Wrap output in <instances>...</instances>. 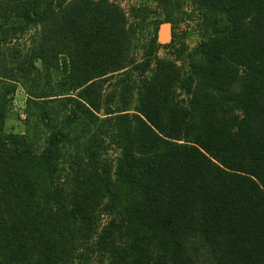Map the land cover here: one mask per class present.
Wrapping results in <instances>:
<instances>
[{
	"label": "trees",
	"instance_id": "trees-1",
	"mask_svg": "<svg viewBox=\"0 0 264 264\" xmlns=\"http://www.w3.org/2000/svg\"><path fill=\"white\" fill-rule=\"evenodd\" d=\"M193 3L207 35L188 75L156 60L121 91H136L135 113L123 101L112 115L107 75L150 67L129 59L121 12L109 0H0L1 17L38 28L27 64L49 75L66 55L70 89L82 88L60 100L59 127L40 114L43 146L0 135V264H264V0Z\"/></svg>",
	"mask_w": 264,
	"mask_h": 264
},
{
	"label": "rangeland",
	"instance_id": "rangeland-1",
	"mask_svg": "<svg viewBox=\"0 0 264 264\" xmlns=\"http://www.w3.org/2000/svg\"><path fill=\"white\" fill-rule=\"evenodd\" d=\"M109 3L123 16L130 44L129 59L132 58L138 63L147 61L150 67L145 73H134L128 70L121 75L117 73L107 75V81L103 82V94L105 97L108 95L112 97H106V103L102 106L115 115L124 101L129 106L126 113L133 114L137 98L136 91L132 92L129 99L127 94L120 97L122 89L125 86L137 88L143 78H149L156 60L175 64L181 72L188 75L190 56L197 51L198 44L203 37H206L207 32L201 25V13L193 0H109ZM163 25H167L168 35L161 41L160 30ZM12 28L15 29L14 32ZM37 32V27L25 23L21 18L0 15V112L3 113V120L0 121V135H25L38 148L43 146L45 138L43 137L44 127L38 120L40 114L49 116L58 126L65 112L70 108V105L64 106L60 100L77 99V94L82 88L70 89L67 80L70 74V63L66 55L58 57V66L49 70L50 76L39 59H31L34 67L27 64L35 50ZM154 37L155 42L152 41ZM2 38L5 41L1 40ZM23 67L24 71L20 69ZM34 68L39 71V74ZM45 74L48 80L44 78ZM118 79L122 80L117 82ZM45 84H47L46 87H44ZM38 86L43 89L45 97H36ZM176 98L185 101L186 95L178 89ZM126 99L129 100L126 101ZM98 116L106 117L105 111H101ZM86 122L90 120L87 119ZM80 124L71 127V131L76 129V132L82 133ZM91 128L101 131L106 127L98 123L96 127ZM84 132L86 131L83 129ZM103 149L107 152L105 163H109L114 168L112 162L118 157L117 147L111 142H104ZM62 151H65L62 164L67 169L71 164L68 156L75 149L66 146V149L63 148ZM99 209L103 214L99 225L103 226L106 224L107 214L102 207ZM104 262L101 257H92L88 263L77 259L75 264H105Z\"/></svg>",
	"mask_w": 264,
	"mask_h": 264
},
{
	"label": "water",
	"instance_id": "water-1",
	"mask_svg": "<svg viewBox=\"0 0 264 264\" xmlns=\"http://www.w3.org/2000/svg\"><path fill=\"white\" fill-rule=\"evenodd\" d=\"M164 28H167V25H163L161 27V30H160V38H161L160 40L161 41H163L165 39V37L168 35L167 32H166V35L164 34V32H163Z\"/></svg>",
	"mask_w": 264,
	"mask_h": 264
},
{
	"label": "bare ground",
	"instance_id": "bare-ground-1",
	"mask_svg": "<svg viewBox=\"0 0 264 264\" xmlns=\"http://www.w3.org/2000/svg\"><path fill=\"white\" fill-rule=\"evenodd\" d=\"M163 32H164V34L166 35V32H167V28H164Z\"/></svg>",
	"mask_w": 264,
	"mask_h": 264
}]
</instances>
